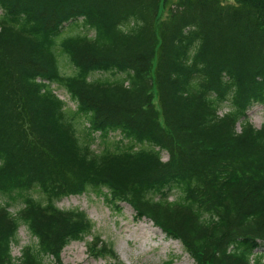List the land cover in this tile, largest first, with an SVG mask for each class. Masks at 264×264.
I'll use <instances>...</instances> for the list:
<instances>
[{
	"label": "trees",
	"instance_id": "1",
	"mask_svg": "<svg viewBox=\"0 0 264 264\" xmlns=\"http://www.w3.org/2000/svg\"><path fill=\"white\" fill-rule=\"evenodd\" d=\"M255 105L264 0H0V264H62L88 237L89 257L123 264L57 205L89 191L194 264H264ZM22 226L36 244L13 258Z\"/></svg>",
	"mask_w": 264,
	"mask_h": 264
},
{
	"label": "rangeland",
	"instance_id": "2",
	"mask_svg": "<svg viewBox=\"0 0 264 264\" xmlns=\"http://www.w3.org/2000/svg\"><path fill=\"white\" fill-rule=\"evenodd\" d=\"M165 12L164 9L163 16ZM57 95L68 106L73 107L63 90H58ZM247 116L259 128L264 123V105L253 106L247 111ZM166 158L163 155V159ZM4 200L0 196V202ZM57 205L62 209L83 211L94 223L95 234L112 246L123 264H194L180 242L167 238L152 222L136 218L134 211L124 203L116 208L107 203L102 195L89 191L82 195L65 197ZM89 240L88 237L68 244L60 255L61 263L104 264L103 259H95L87 254L86 243ZM33 244H36V239L25 227H20L16 242L11 246L12 257L18 258L23 247ZM49 261L55 264L53 260Z\"/></svg>",
	"mask_w": 264,
	"mask_h": 264
}]
</instances>
